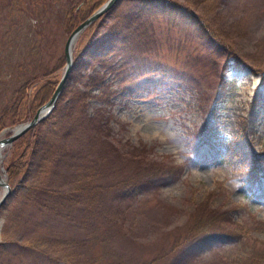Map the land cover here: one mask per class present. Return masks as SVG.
<instances>
[{"label": "rangeland", "instance_id": "rangeland-1", "mask_svg": "<svg viewBox=\"0 0 264 264\" xmlns=\"http://www.w3.org/2000/svg\"><path fill=\"white\" fill-rule=\"evenodd\" d=\"M78 1H0V140L11 136L15 126L29 122L23 118L36 90L33 86L30 96L25 87L34 76L48 73L55 84L61 80L64 44L74 29L73 22L67 25V12ZM106 1L92 0L89 17ZM169 1L191 8L231 50L213 55L211 46L157 10L140 15V22L146 21L155 42L148 57L167 74L159 72L158 78L141 74L145 60L125 65L121 55L109 54L107 42L98 61L83 59L84 71L69 79L58 102L63 108L73 107L74 90L81 99L76 106L82 111L77 119L80 132L69 145L71 151L81 152L76 163L66 167L68 178L58 171L57 178L48 181L56 189L78 186L74 191L79 206L67 220L30 210L29 217L23 215L7 230V220L0 217V241H8L11 257H20L22 264H51L52 258L61 255H78L79 264L91 260L88 264H172L190 244L183 239L192 233V219L198 222L205 210L216 211L217 227L238 232L236 221L242 222L250 231L243 245L246 251L241 253L234 243L211 245L183 264H264V177L260 178L263 192L252 194L247 162L232 163L231 156L224 162L226 151L221 149L215 160H203L193 152L192 141L195 133L209 125L211 133L206 138L216 149L240 137L238 121L249 100L257 88L264 95V0ZM118 2L116 12L97 23L91 44L113 27L114 16L120 14L118 19H123L141 4ZM210 114L215 121H210ZM260 122L261 131L248 143L263 152L264 118ZM11 151L12 145L5 146L0 156V177L7 179L9 187L10 176L21 178L6 170ZM71 169L81 174L75 177ZM165 169L171 175L169 181L155 183L138 196H126L117 186L123 180L130 186L147 178H139L142 173L150 176ZM4 191L0 187V200ZM93 208L106 224L99 221L93 231L100 236L102 228L107 230L108 238L100 245L87 236ZM221 212L228 213V222L219 219ZM38 242L44 243L38 252L26 248Z\"/></svg>", "mask_w": 264, "mask_h": 264}, {"label": "trees", "instance_id": "trees-1", "mask_svg": "<svg viewBox=\"0 0 264 264\" xmlns=\"http://www.w3.org/2000/svg\"><path fill=\"white\" fill-rule=\"evenodd\" d=\"M136 1L141 3L140 7L134 8L133 12L124 16L123 19H118V17L122 18L120 14L114 16L116 20L113 27L106 30L105 35L95 43L91 44L92 38L96 35L95 32H98L97 29L99 26L97 23L103 17L115 13L118 4H116L117 6L114 5L108 13L97 21H94L89 28L84 30L81 39L78 41V47L75 49L73 70L69 75L70 80L73 78L75 79L76 75L84 71L85 61L83 59L85 57H87V60L93 62L100 59L98 56H100L99 53H101L104 48L102 44L105 42L110 44L111 48L109 54L118 53L121 55V60L126 61L125 65L130 62L136 63L139 60H145L147 63L141 68V74L148 76L152 74L157 78L160 74L159 72L167 74L166 71L162 69V65H160L159 62L156 63L148 57L149 53L147 52L150 50L151 46H154L155 42L152 41L153 34L149 32V26H147L146 21L144 24L140 22L142 19L140 15L146 14L147 12L151 14V11L155 12L159 10L162 13L161 15L165 16L173 23L181 22L185 30L192 31L194 35L205 42L203 44L207 47L211 46L210 51L213 55L220 56L221 53V55L225 53L224 49L225 51L231 50L229 47H225L224 41L215 35V30L210 29L209 25L204 24L199 16L193 13L194 11L191 10V8L185 9L178 2L169 0ZM92 4V0H80L75 5L73 4L67 12V25H71V22H73V28L78 27L84 19L89 17L90 14L88 15V13L93 8V6L91 7ZM223 59L226 63L227 57ZM215 63L218 62L215 61ZM50 76L51 74L42 73L41 75L34 76L31 83L28 85L26 84V87L23 86L28 95L31 96L33 94L31 105L26 109V115L23 120L26 119V121H30L37 110L49 101L56 85V80ZM166 78L169 79L170 75ZM33 86L36 91L31 94L30 90H32ZM74 91L71 92V94L73 97H76L77 102H75L73 107L71 105L70 107L67 106L63 108L57 103L53 113L46 116L42 123L33 126L31 130L25 132L23 137L15 139L12 143V157L7 163L8 168L6 170L12 175L15 173L20 174L21 178L15 180L13 176L9 175V181L12 187L11 194L0 210V217L7 220L4 225L5 230L13 224H17L20 218H23V215L24 218L29 217V215H31L29 212L30 210L36 212L42 211L45 215L53 216L54 219L64 217L65 220H67L70 219L72 213H74L79 206L78 198L74 191L78 186H73L74 188L70 187L68 190H62L59 188L56 189L48 183L49 180L52 181L54 178H57L58 171L64 175L65 178H68L69 173L66 167L69 166V163H76V156L81 152L79 150L71 151L69 147V145L74 144L75 136L80 132L77 119L80 118L79 113L82 112L76 109L81 99L74 96ZM262 94L260 88H257L256 92L249 100L250 105H248L245 115L238 121L240 125V137H236L233 141L225 143V146L216 149V146L206 138V133H211L209 125L207 127L204 126L203 129L195 133L197 137L193 134L194 138L192 140L193 144H195L193 152L197 153L198 158H203V160H215L218 151L221 149L227 152V154L225 152L226 158L223 159L224 162H226L229 156L232 157V163L236 160L240 162V165L243 164V162H247L250 165L248 170V174L251 175L249 190L252 194L263 192L260 178L261 176L264 177V151H255L253 146L248 143L249 138L259 133V123H261L260 120L264 118V95ZM62 98L63 95H61L60 100ZM201 102L204 105V100L202 98L200 99V103ZM23 104L24 102L22 101L19 106ZM213 116L214 115L210 114L209 117L212 122L215 121ZM98 127L100 128V124ZM84 158H87L86 155H84ZM71 173H73V176L78 177V175L81 174V170L71 169ZM144 176L147 178H143L142 181L139 182H133L130 186H127L128 183L124 180L117 186H122L121 189H124L123 194L126 196L132 193L138 196L142 190L148 191L155 183L165 180L169 181L171 177L166 169L165 171L157 170V172L152 173L150 176L149 174L142 173L139 178ZM148 177L150 178L148 179ZM81 189L83 188L80 187V190ZM120 191L121 190L118 191V194ZM19 201L21 202V207L24 209H21L20 205L16 207ZM238 208L240 207H235L234 210ZM91 213L92 214L89 213L90 216L88 218L90 219L89 225L91 227L90 232H87V236L89 237L88 241L91 242V240H93L94 244L100 245L108 238L107 230L105 227L102 228V234L100 236L93 235V231L96 229L95 226H97L99 221L103 223L104 226L106 224L103 218L98 219L101 214H98L95 208L91 210ZM214 214H216V211L213 213L205 210V212L201 214L202 216L199 215L200 219L198 222L192 219V233H188L183 239L184 243L189 242L190 244L187 245L186 250L177 257V261L171 262L172 264H183L187 262L188 259L197 255L199 256L204 249L209 248L211 245L219 246L221 244L227 245L234 243L239 247L241 253L246 251L243 245L250 231L244 227L242 222L238 223L237 221L236 223L239 227L238 232L230 228H222L225 227L224 225L217 227L214 225L217 221V219H214ZM227 214L228 213L221 212L219 219L222 220L224 218L222 221L227 220L228 222L230 218ZM92 236L93 238L91 239ZM7 244L8 241L3 243L0 241V264H22L23 260H21L20 257H11L12 253L8 250L9 245ZM40 244L44 243L38 242L36 246L29 244L26 248L30 247L38 252L40 250ZM179 246L178 244L173 246L174 251ZM181 246H184V244ZM253 251L255 250H251V252ZM186 258L187 260H185ZM78 261V255L77 257L72 256V258L61 255L59 259L52 258L50 260L51 264H79ZM92 261L93 260L89 262L86 261L85 264L91 263Z\"/></svg>", "mask_w": 264, "mask_h": 264}, {"label": "water", "instance_id": "water-1", "mask_svg": "<svg viewBox=\"0 0 264 264\" xmlns=\"http://www.w3.org/2000/svg\"><path fill=\"white\" fill-rule=\"evenodd\" d=\"M118 1L119 0H107L97 11L92 12L90 17L84 19L77 28H74L71 31L68 40H66L64 44L65 48L63 50V54L65 57V70L61 75V80L56 84L54 88L55 90L52 93L48 103L46 102L37 110L38 112H36L31 121H29L28 123L24 122L23 125L20 126H15L12 129L11 136L2 138V140H0V146H11L15 139L23 137L25 132L31 130L33 126L42 123L46 116H49L53 113L54 107L56 103L59 102V98L64 91L66 83L69 82L70 72L73 70V49L75 48V42L77 41V39H79V37L81 36L80 34L85 28H89L95 20L97 21L104 14L108 13L114 5L119 3ZM6 180L7 179L0 177V187L4 188L5 190L1 197L2 199L0 200V210L7 201L8 196L11 194L12 190Z\"/></svg>", "mask_w": 264, "mask_h": 264}, {"label": "bare ground", "instance_id": "bare-ground-1", "mask_svg": "<svg viewBox=\"0 0 264 264\" xmlns=\"http://www.w3.org/2000/svg\"><path fill=\"white\" fill-rule=\"evenodd\" d=\"M86 29V28H85ZM84 29V30H85ZM5 146L3 145V146H0V156H2V151H3V148H4Z\"/></svg>", "mask_w": 264, "mask_h": 264}]
</instances>
